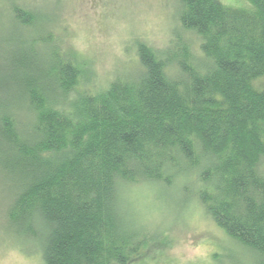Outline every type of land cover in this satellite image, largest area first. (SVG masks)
<instances>
[{"label": "trees", "instance_id": "16d2710c", "mask_svg": "<svg viewBox=\"0 0 264 264\" xmlns=\"http://www.w3.org/2000/svg\"><path fill=\"white\" fill-rule=\"evenodd\" d=\"M245 1L178 0L166 46L136 40L134 69L104 86L53 14L7 2L0 184L6 223L43 264H131L147 230L121 195L179 181L248 264H264V0Z\"/></svg>", "mask_w": 264, "mask_h": 264}, {"label": "rangeland", "instance_id": "374dc122", "mask_svg": "<svg viewBox=\"0 0 264 264\" xmlns=\"http://www.w3.org/2000/svg\"><path fill=\"white\" fill-rule=\"evenodd\" d=\"M8 1L0 0V36ZM26 1L45 16L53 14L56 35L74 60L83 61L92 85L104 86L118 73L134 69L136 40L162 48L178 25V0ZM184 35L197 42L195 35ZM184 187L183 181L171 187L137 183L122 192L126 220L147 230L143 252L131 264H248L250 254L205 214L194 187ZM5 206L0 184V264H43L36 242L18 236L6 223Z\"/></svg>", "mask_w": 264, "mask_h": 264}]
</instances>
